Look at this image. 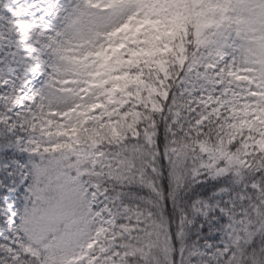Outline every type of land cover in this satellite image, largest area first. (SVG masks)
Listing matches in <instances>:
<instances>
[{
	"label": "snow or ice",
	"instance_id": "snow-or-ice-1",
	"mask_svg": "<svg viewBox=\"0 0 264 264\" xmlns=\"http://www.w3.org/2000/svg\"><path fill=\"white\" fill-rule=\"evenodd\" d=\"M0 264H264V0H0Z\"/></svg>",
	"mask_w": 264,
	"mask_h": 264
}]
</instances>
